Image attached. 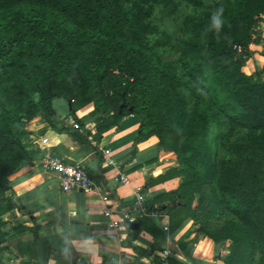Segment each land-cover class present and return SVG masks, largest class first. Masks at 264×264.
I'll return each instance as SVG.
<instances>
[{"label":"trees","instance_id":"16d2710c","mask_svg":"<svg viewBox=\"0 0 264 264\" xmlns=\"http://www.w3.org/2000/svg\"><path fill=\"white\" fill-rule=\"evenodd\" d=\"M184 1L202 10L185 20L172 61L157 50L170 36L147 22L171 0H0V264L4 216L15 207L9 176L28 159L24 126L55 97L74 101L72 110L94 105L96 140L141 115L137 140L152 127L177 163L149 185L180 178L143 208L165 212L175 229L196 219V194L210 184L226 223L217 233L201 227L229 242L224 264H264V82L242 70L264 0Z\"/></svg>","mask_w":264,"mask_h":264},{"label":"crops","instance_id":"0c3cea01","mask_svg":"<svg viewBox=\"0 0 264 264\" xmlns=\"http://www.w3.org/2000/svg\"><path fill=\"white\" fill-rule=\"evenodd\" d=\"M248 46L252 55L242 67L252 82H264V13L251 31ZM74 101L63 97L51 100L48 114L26 122L22 137L28 157L10 176L15 207L4 216V243L8 264H224L229 243H216L188 216L175 229L165 212L148 211L139 218L143 201L178 188L175 177L149 185V181L177 166L176 155L164 148L152 127L143 128L146 137L137 140L141 115L124 116L96 140L99 114L87 103L77 110ZM80 125L75 129L73 124ZM109 149L114 163H104ZM53 156L71 164H82L96 187L93 190L60 189L58 175L41 168L39 160ZM119 173L127 183H117ZM110 197L113 212L105 215L101 196ZM142 197L143 201L138 199ZM124 215L139 223L133 228ZM122 219L124 228L111 225ZM167 226L168 230H164Z\"/></svg>","mask_w":264,"mask_h":264},{"label":"rangeland","instance_id":"374dc122","mask_svg":"<svg viewBox=\"0 0 264 264\" xmlns=\"http://www.w3.org/2000/svg\"><path fill=\"white\" fill-rule=\"evenodd\" d=\"M214 0H203L204 5H210ZM202 8H194L188 5L184 0H171L169 3L159 4L155 6L152 15L147 19L150 25H155L158 29L170 36V44L166 47L157 48L158 52L164 59L176 61L177 47L176 39L181 33L185 20L187 18H194L201 13ZM157 35L148 36L149 43H154ZM226 131V128H223ZM228 133V132H227ZM233 138H238L237 132L233 134ZM210 184H206L196 194L195 202V217L200 225L211 232H220L226 223V217L217 214L213 209L212 203L209 201ZM200 195L203 200H200ZM229 243V242H228Z\"/></svg>","mask_w":264,"mask_h":264},{"label":"built area","instance_id":"2783aa9c","mask_svg":"<svg viewBox=\"0 0 264 264\" xmlns=\"http://www.w3.org/2000/svg\"><path fill=\"white\" fill-rule=\"evenodd\" d=\"M75 129H80V125L75 123L73 124ZM103 154L105 155L104 163L106 165H112L114 163L113 159L110 157L109 149H104ZM40 166L44 170L54 171L58 175L60 189L62 192L67 193L73 190L87 191L96 189L91 175L88 170L82 164H71L62 161L61 159L53 156H44L39 160ZM114 178V181L121 184L128 182V175L126 173H119ZM102 201L106 204L103 209L105 215H110L113 212V207L110 205V197L107 194L101 196ZM140 201L142 200L141 196H138ZM152 213V211H150ZM149 213L142 207L141 214L139 218H142L144 215ZM124 221L126 224H130L136 221L135 218L124 215ZM122 219L118 218L112 221L111 225L116 228H124ZM164 230H168V227L165 226ZM166 255L161 254L157 264H165Z\"/></svg>","mask_w":264,"mask_h":264},{"label":"water","instance_id":"95a60500","mask_svg":"<svg viewBox=\"0 0 264 264\" xmlns=\"http://www.w3.org/2000/svg\"><path fill=\"white\" fill-rule=\"evenodd\" d=\"M171 204H172V205H176V200H172V201H171ZM130 226L133 227V228H138L139 223H137V222H133V223H130Z\"/></svg>","mask_w":264,"mask_h":264}]
</instances>
